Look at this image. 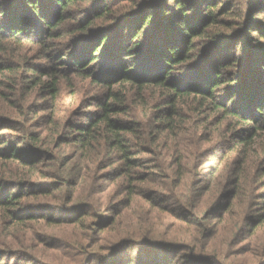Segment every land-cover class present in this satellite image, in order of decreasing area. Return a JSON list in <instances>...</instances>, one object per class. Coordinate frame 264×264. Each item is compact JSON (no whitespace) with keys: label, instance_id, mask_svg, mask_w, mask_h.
Masks as SVG:
<instances>
[{"label":"trees","instance_id":"1","mask_svg":"<svg viewBox=\"0 0 264 264\" xmlns=\"http://www.w3.org/2000/svg\"><path fill=\"white\" fill-rule=\"evenodd\" d=\"M233 4L0 0L1 257L264 264V0Z\"/></svg>","mask_w":264,"mask_h":264},{"label":"rangeland","instance_id":"2","mask_svg":"<svg viewBox=\"0 0 264 264\" xmlns=\"http://www.w3.org/2000/svg\"><path fill=\"white\" fill-rule=\"evenodd\" d=\"M227 1H228V3H229L230 6H232V3H234L233 6L236 7L237 4H238V1H241V2L244 3L246 0H227ZM255 4H257V3H254V5ZM85 233L86 234H89V235H92L91 230H86ZM61 236L62 237L63 236H70L71 237V236H76V233L74 231H70V233L62 234ZM91 244H92V241H90L89 244H87V245L90 246ZM44 248L46 249L45 246H44ZM47 251L48 252H52V253H56V254H60L61 252H64V255L63 256H65L68 251L71 252V253H74L75 252L71 248H67L65 250H59V249H57V250H53V251H49V250H47ZM130 253H132V252H130ZM0 258H2V260H0V264H52V263H50L48 261H45L43 259V255H40V254H37L36 257H35V259H32V261H30V262L25 261L24 259H20V258H11V256L1 257V255H0ZM69 258H71V257L68 256L66 258V260H68ZM111 258H112V256H110V259ZM128 258H129V256L126 253L119 254L118 261L117 262H114L112 264H115V263L116 264H126L127 261L129 260ZM39 262H42V263H39Z\"/></svg>","mask_w":264,"mask_h":264}]
</instances>
